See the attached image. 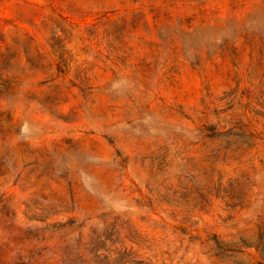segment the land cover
<instances>
[{
  "label": "rangeland",
  "instance_id": "1",
  "mask_svg": "<svg viewBox=\"0 0 264 264\" xmlns=\"http://www.w3.org/2000/svg\"><path fill=\"white\" fill-rule=\"evenodd\" d=\"M0 264H264V0H0Z\"/></svg>",
  "mask_w": 264,
  "mask_h": 264
}]
</instances>
